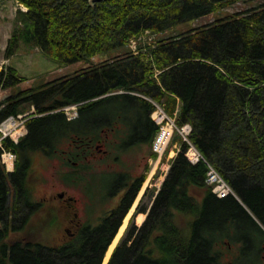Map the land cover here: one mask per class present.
<instances>
[{
	"label": "trees",
	"instance_id": "obj_1",
	"mask_svg": "<svg viewBox=\"0 0 264 264\" xmlns=\"http://www.w3.org/2000/svg\"><path fill=\"white\" fill-rule=\"evenodd\" d=\"M14 1L26 11L16 9L7 56L20 41L63 64L90 61L108 51L122 54L0 100V120L26 105H33L39 114L27 120V133L17 143L9 139L3 143L17 157L15 171L9 174L11 187L0 181V264L99 263L101 250L96 242L90 249L52 250L27 231L32 204L30 154L58 149L66 142L83 145L89 131L102 127L150 146L158 127L150 118L153 105L146 97L163 103L168 114L176 111L177 124L191 125V142L215 165L239 200L212 192L204 179L206 165L191 163L183 143L140 231L128 247L116 249L107 264H260L264 252V0H247L251 5L244 10L159 38L138 53H133L129 42L144 30L157 33L194 22L235 0H102L93 5L88 0ZM21 80L10 65L0 71V89L12 88ZM69 104H78L73 120L57 110ZM3 171L0 162V174ZM9 191L13 193L10 203ZM33 223L37 228L41 219ZM234 245L236 255L229 256Z\"/></svg>",
	"mask_w": 264,
	"mask_h": 264
},
{
	"label": "flooded vegetation",
	"instance_id": "obj_2",
	"mask_svg": "<svg viewBox=\"0 0 264 264\" xmlns=\"http://www.w3.org/2000/svg\"><path fill=\"white\" fill-rule=\"evenodd\" d=\"M33 152L45 159L42 165L59 172L66 184L65 188L51 189L39 199L33 198V186L28 185L32 202L29 212L31 216L40 215L38 233L47 235L45 247L52 250L64 247L90 249L96 242L101 250L98 264H103L113 242L114 251L131 244L140 231L142 223L139 219L146 210L143 197L150 189L149 182H145L153 153L149 152L147 144L136 138L126 140L124 135L102 127L97 132L89 131L83 145ZM31 169L35 172L30 157ZM35 176L38 179L36 173ZM2 180L11 187V175L2 172ZM68 186L75 192L71 193ZM12 199L13 193L9 191L7 200L10 203ZM9 220L11 229L12 211ZM33 224L30 225L32 232ZM260 264H264V252Z\"/></svg>",
	"mask_w": 264,
	"mask_h": 264
},
{
	"label": "rangeland",
	"instance_id": "obj_3",
	"mask_svg": "<svg viewBox=\"0 0 264 264\" xmlns=\"http://www.w3.org/2000/svg\"><path fill=\"white\" fill-rule=\"evenodd\" d=\"M249 5H251V3H249L247 0H235L229 3L227 6H224L213 13L200 17L194 22H190V21L183 22L171 28H168L165 31H161L157 33L150 31H143L138 37L132 38L134 40L129 43L130 48L136 53L138 52V50L144 52L146 46H153L159 38H167L170 35L187 30L192 25L205 24L215 20L217 17L233 14L237 11L244 10ZM18 7H19L18 3L14 0H0V71L1 69L6 68L7 66L10 65L17 70L18 74L22 78L21 82L17 83L12 88L0 90V100H2L11 92H15V91L18 92V90H23L29 88L30 86H37L46 81L53 80L55 78H60L67 74H72L75 71L84 70L88 66L97 65L98 63L103 62L105 60H113L115 58L120 57V55L122 54L119 53L118 51H108L105 53L97 54L96 56L92 57L90 61L80 60L69 64H63L47 58L39 50V48L34 47L30 44H26L23 41H20L18 43L17 49L13 52V54L11 56H7L5 54L7 40L10 38L12 34V29L15 26L16 9ZM140 45H142L141 49L139 47ZM153 76L156 78L157 72H154ZM31 109L32 106L26 105L24 111ZM180 140H181L180 136L178 134H175L172 139V145L171 146L169 145L167 151L164 152V154L162 155L161 162L160 164L157 165L155 174L151 179L149 178L146 179L145 184L148 181L150 184V189L146 193V196L143 197V200H145V204H146V210L141 214V218L139 219L141 220V223L145 220L146 211L151 205L156 192L160 188L161 183L167 173L166 171H168L167 168L171 160L168 159V155H169L168 152L171 150V148H174L175 146L179 147ZM147 146L149 152H151V146L149 145ZM68 147H71V145L69 144V142H66V144L62 145L60 148H68ZM143 150L144 149H142L141 152ZM152 156H153L152 164L151 166H149L151 167V169L152 167H154L155 162L157 160L156 156L154 155ZM30 157H31L32 167L35 169V172L31 170V175L28 179L29 182L28 184H31L33 186L34 199H39L44 194L50 193L51 189L54 188L59 189L66 187V184L63 183V181L59 177V172L52 171L51 167L42 165V162H45V159L41 155L37 154L36 152H33L30 154ZM35 173L38 176V179L36 178ZM51 184H53V186H51ZM67 189L71 193L75 192V190L70 186H68ZM236 199L239 200L237 195H236ZM36 216L35 215L28 216L29 223L27 224L28 226L27 231L30 234L34 233L38 235L39 237L37 239L41 240L42 243L47 242L48 239L47 235H44V233L42 232L38 233L40 232L39 228H41V226L37 228L35 226V228H33L34 226L33 224L32 228L34 232H32L30 228L32 222L39 220L38 217H40V215L36 214ZM119 234L117 235L116 238H118ZM233 247L235 248L229 253V256L231 254L236 255L237 246L234 245ZM113 251L114 248L111 249L106 261L104 263L102 262L103 264H107ZM226 255L227 256H225V260H227L228 258V252Z\"/></svg>",
	"mask_w": 264,
	"mask_h": 264
},
{
	"label": "built area",
	"instance_id": "obj_4",
	"mask_svg": "<svg viewBox=\"0 0 264 264\" xmlns=\"http://www.w3.org/2000/svg\"><path fill=\"white\" fill-rule=\"evenodd\" d=\"M154 104L155 107L152 111L151 117L160 128L153 142V150L158 154H161L168 144L174 130H176L182 137L183 141L189 144L186 149V153H189V160L192 163L202 161L206 165L205 181L211 186L212 192L220 198L234 194L231 186L225 181L219 171L211 163L208 161L206 162L203 155L189 141L188 135L191 130L190 125L184 124L180 127L177 126L174 119L164 112L161 105ZM63 110L68 116H73L76 113V106H67L64 107ZM29 116V113L8 115L0 121V157L7 171L13 169L15 153L4 148L3 140L10 138L16 142L18 137L24 133L25 122Z\"/></svg>",
	"mask_w": 264,
	"mask_h": 264
},
{
	"label": "bare ground",
	"instance_id": "obj_5",
	"mask_svg": "<svg viewBox=\"0 0 264 264\" xmlns=\"http://www.w3.org/2000/svg\"><path fill=\"white\" fill-rule=\"evenodd\" d=\"M5 148V147H4ZM6 149V148H5ZM205 158V157H204ZM205 161L207 162H209V163H211L209 160H207L206 158H205ZM212 164V163H211ZM214 167H215V165L214 164H212ZM216 168V167H215ZM217 169V168H216ZM226 181V180H225ZM227 182V181H226ZM228 183V182H227ZM229 184V183H228ZM232 188V187H231ZM233 190V189H232ZM233 192H234V190H233ZM231 195H233V196H235L236 197V195H235V192H234V194H231ZM218 197V196H217ZM220 198V197H219ZM117 239V238H116ZM113 246H114V242H113V244L109 247V249H108V251H107V253H106V256H105V259H104V262L106 261V259H107V257H108V255H109V253H110V251H111V249L113 248ZM103 262V263H104Z\"/></svg>",
	"mask_w": 264,
	"mask_h": 264
},
{
	"label": "water",
	"instance_id": "obj_6",
	"mask_svg": "<svg viewBox=\"0 0 264 264\" xmlns=\"http://www.w3.org/2000/svg\"><path fill=\"white\" fill-rule=\"evenodd\" d=\"M97 1H102V0H88L89 4L93 5Z\"/></svg>",
	"mask_w": 264,
	"mask_h": 264
}]
</instances>
